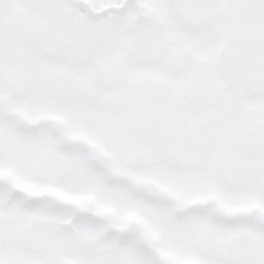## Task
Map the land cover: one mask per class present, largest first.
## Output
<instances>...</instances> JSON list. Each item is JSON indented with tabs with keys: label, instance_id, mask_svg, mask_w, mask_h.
<instances>
[{
	"label": "snow or ice",
	"instance_id": "6c2138e0",
	"mask_svg": "<svg viewBox=\"0 0 264 264\" xmlns=\"http://www.w3.org/2000/svg\"><path fill=\"white\" fill-rule=\"evenodd\" d=\"M0 264H264V0H0Z\"/></svg>",
	"mask_w": 264,
	"mask_h": 264
}]
</instances>
